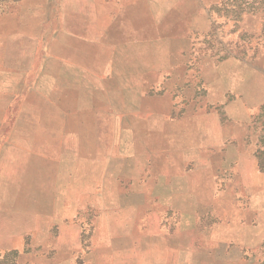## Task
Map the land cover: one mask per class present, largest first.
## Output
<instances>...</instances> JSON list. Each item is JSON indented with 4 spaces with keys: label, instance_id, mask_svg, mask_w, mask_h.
Returning <instances> with one entry per match:
<instances>
[{
    "label": "rangeland",
    "instance_id": "rangeland-1",
    "mask_svg": "<svg viewBox=\"0 0 264 264\" xmlns=\"http://www.w3.org/2000/svg\"><path fill=\"white\" fill-rule=\"evenodd\" d=\"M54 4L74 15L61 35L64 46L59 51L58 41L57 50L59 20H49L48 48L36 43L32 69L34 78L46 53L47 81L28 99L25 92L31 113L9 115L5 122V135L16 121L24 124L26 137L30 129L47 141L42 148L47 161L29 164L30 170L46 172V183L43 177L19 180L27 189L33 182L37 191L42 187L48 211L41 226L31 228L28 245L17 250L24 253L18 264H264V196L255 199L254 211L225 199L217 209L199 204L188 210L203 196L185 189L175 194L166 178L157 179L153 173L166 174L167 163L153 162L151 142L136 130L137 97L123 107L118 85L108 84L119 77L121 42L131 49L130 80L141 70L137 55L145 54L135 41L152 38L157 46L167 31L183 33L193 56L214 53L264 65V0H96L94 20L88 0ZM131 4L140 11L151 7L152 17H130L125 7ZM56 54L63 65H57ZM57 66L66 76L77 75L81 87L95 75L94 99L88 100L86 91L74 98L65 83L57 89L51 77ZM212 178L216 188L223 187V179ZM177 181L181 188L189 182ZM12 259L10 254L6 262L13 264Z\"/></svg>",
    "mask_w": 264,
    "mask_h": 264
},
{
    "label": "crops",
    "instance_id": "crops-1",
    "mask_svg": "<svg viewBox=\"0 0 264 264\" xmlns=\"http://www.w3.org/2000/svg\"><path fill=\"white\" fill-rule=\"evenodd\" d=\"M54 3L55 0H0V264H9L6 257L10 254L13 264H18L24 253L17 250L28 245L25 240L31 228L41 226L39 221L47 218L42 187L37 191L33 182L27 189L19 181L43 177L46 183V172L30 170L29 164L47 161V151L42 149L47 141L37 138L30 129L31 135L26 137L24 124L16 121L5 135V122L9 115L31 113L26 107L25 92L28 99L33 90L41 89L39 83L47 81L46 53L41 58L43 63L36 65L41 69L34 78L32 69L36 43L43 42L45 52L48 48L49 20H59L56 36L63 35L70 26L68 19L73 13L64 8L56 10ZM88 3L93 19L96 0ZM125 9L132 18L152 17L148 14L151 7L140 11L138 4H131ZM165 33L159 36L157 46H153L156 42L152 38L135 41L136 50L145 54L137 55L141 70L130 80L127 52L131 49L121 42L123 63L119 77H110L108 84L118 85L123 107L132 96L137 97L133 111L141 117L136 120V130L144 132V139L151 142L148 148L153 162L167 163L166 174L153 173L157 179L166 178L175 194L185 189L198 199L203 196L188 210L199 204L217 209L225 199L239 203V210L254 211L255 199L264 196V65L214 53L193 56L189 39L179 36L183 33ZM59 36L55 41L57 50L59 41L61 51L64 42ZM55 61L57 65L64 64L63 56L58 58L57 54ZM70 65L77 67L74 62ZM51 77L56 79L59 90L68 84L76 99L83 91L88 100L95 97V75L88 77L86 87L84 82L80 86L77 75L66 76L60 67ZM15 164H19L18 169ZM215 176L224 180L220 189L212 181ZM177 178H187L189 182L181 188ZM173 203L170 198L169 205Z\"/></svg>",
    "mask_w": 264,
    "mask_h": 264
},
{
    "label": "trees",
    "instance_id": "trees-1",
    "mask_svg": "<svg viewBox=\"0 0 264 264\" xmlns=\"http://www.w3.org/2000/svg\"><path fill=\"white\" fill-rule=\"evenodd\" d=\"M263 250H264V243H263Z\"/></svg>",
    "mask_w": 264,
    "mask_h": 264
}]
</instances>
